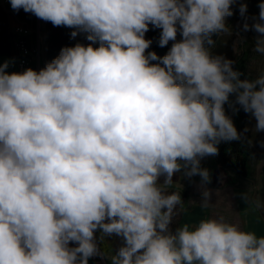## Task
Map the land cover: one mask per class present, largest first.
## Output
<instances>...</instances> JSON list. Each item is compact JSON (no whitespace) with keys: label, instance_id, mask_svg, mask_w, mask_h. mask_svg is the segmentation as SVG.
Listing matches in <instances>:
<instances>
[{"label":"clouds","instance_id":"9594fccd","mask_svg":"<svg viewBox=\"0 0 264 264\" xmlns=\"http://www.w3.org/2000/svg\"><path fill=\"white\" fill-rule=\"evenodd\" d=\"M9 3L89 43L39 70L0 63V264H264V236L222 215L173 228L184 199L170 191L178 174L199 177L208 207L217 189L201 160L221 143H252L226 104L264 132V73L242 79L213 54L238 5L235 34L257 33L264 55V2L258 16L243 0ZM150 26L159 47L172 42L163 56L147 51ZM112 237L120 244L107 255L99 244Z\"/></svg>","mask_w":264,"mask_h":264},{"label":"rangeland","instance_id":"374dc122","mask_svg":"<svg viewBox=\"0 0 264 264\" xmlns=\"http://www.w3.org/2000/svg\"><path fill=\"white\" fill-rule=\"evenodd\" d=\"M243 2L248 5V16H258L259 13V3L264 2V0H243ZM228 23L233 28V35H220L219 37V46L214 50V55H224L226 58L233 60L235 63L233 67H239V71L243 74V78L255 79L261 73H264V55L260 53H256L253 51L255 42L254 37L257 35L254 31L241 32V36H237L235 33L240 31L242 27L243 20L239 15L238 5L234 7V15L228 18ZM251 23V20L249 21ZM245 38H243V37ZM254 118H250L248 122V127L251 133V141L252 146L255 150V157L251 162L250 166V177L253 181H246V184L249 188L252 189L253 198H255L257 204L261 196H264V174H262L261 170H264V146L261 145V142H264V132L256 133L254 130L255 127ZM201 167L208 168L212 174L213 170L216 168L214 162L210 160H204L201 163ZM227 172L222 170L220 171V180L223 178V183L219 187L220 189H215L216 192L212 197V213L213 216H217L218 208H222L218 213H225V218L227 217L229 222L234 218V214L232 211V205L230 204L228 198V191L232 187L226 184L227 181ZM255 177V178H252ZM188 179H182L178 182V189L180 192H186L189 187V183L191 181H187ZM239 183H243L242 180H239L237 185L240 186ZM236 185V186H237ZM211 187L210 185H208ZM218 192V193H217ZM223 201V204H222ZM222 204V206H219ZM218 206V207H217ZM260 206V204L258 205ZM226 218V220H227ZM112 241L114 237L110 238ZM115 242H111V246L116 249ZM111 247V249H113ZM108 260L101 258L100 256H96L94 264H106Z\"/></svg>","mask_w":264,"mask_h":264},{"label":"trees","instance_id":"16d2710c","mask_svg":"<svg viewBox=\"0 0 264 264\" xmlns=\"http://www.w3.org/2000/svg\"><path fill=\"white\" fill-rule=\"evenodd\" d=\"M12 10L16 19L32 24L34 20V15L31 13H25L23 9L19 12L14 11L10 3L7 6ZM9 18L0 6V56H12L10 52V33H9ZM43 31L45 34V64L50 62L52 59L57 57L60 50L65 46H74L76 43H89L85 39L84 34H78L75 38H72L70 33L73 29L67 27H54L50 22L43 21ZM159 29H151L146 33V39H151L153 41L152 45L147 51H155L158 56H163L167 53L168 49L171 47L169 45L161 48L158 46ZM217 40L218 37H213ZM179 39V37H178ZM155 63V62H153ZM234 99V97H230ZM226 114L232 117L233 122L238 130L246 138L251 140L250 130L245 133L244 129L248 127V122L250 120L251 114L245 113L242 109L235 115H233L228 105H225ZM255 157V150L252 143L249 144L247 140L244 141H233L231 143H221L219 145V154L216 156H207L201 160H206L208 158H215V162L219 165L221 171H228L231 175L227 176L226 184L233 185L237 179L250 180V166L251 162ZM177 181V177H174V181ZM210 185V184H209ZM171 191V190H170ZM182 198L186 197V192H181ZM260 212V211H259ZM261 217L264 218V213L260 212ZM179 216H177L173 222L172 227H177ZM99 237V232L96 233ZM75 246V245H70ZM101 251L107 254L108 247L105 242L99 244ZM95 259H90L89 264H93Z\"/></svg>","mask_w":264,"mask_h":264},{"label":"crops","instance_id":"0c3cea01","mask_svg":"<svg viewBox=\"0 0 264 264\" xmlns=\"http://www.w3.org/2000/svg\"><path fill=\"white\" fill-rule=\"evenodd\" d=\"M219 37L216 40V47L213 49V54H214V50L217 49V47L219 46ZM41 58L42 59H41L40 69L46 65L45 64V59H46L45 58V42L42 45ZM4 61L12 62L10 63L9 68L7 69L9 72L17 71L16 59L14 57L0 56V63H3ZM234 69L239 71V67L237 66L236 68L234 67ZM208 160H210L211 162L213 161L216 168L219 167V165H217V163L215 162V158H208ZM203 161L201 163H203ZM261 171H262V174H264V170H261ZM226 172L228 173L227 176L231 175L230 172L228 171ZM252 178H255V177H252ZM180 180L181 178L179 177V174H178L177 181L174 182V184L170 188L171 191L180 192V190L178 189L179 187L178 182ZM239 180H242L243 182V183H239L240 186L237 185ZM246 181H253V179H250V180L237 179L233 185H230L232 187L228 191V198H229L230 204L232 205V211L234 214V218H232L231 222L238 223L242 228H244L247 231L255 232L258 237L264 236V218H262L260 214V212L264 213V196H261L259 203L257 204L255 198H253L252 189L249 188L246 184H244L246 183ZM198 183H199V177H194L191 181V184L189 183L188 190L186 191V197L183 198L184 199L183 208L179 212V215H178L179 219H178L177 227L184 223H187L189 225H194V224H197L202 219L213 216L212 209H211L212 203H210L208 207L201 206L200 193L197 188ZM262 186H264V183H262ZM209 188L213 190L220 189V188H213V187H209ZM242 196H246V198L242 199ZM222 204H223V201H222ZM222 204H220L219 206H222ZM259 204L260 206H258ZM221 209L222 208L220 207L218 208V210H216L217 216L222 215L225 217V213L223 212L218 213L219 211H221ZM113 241L116 243L115 247L117 248L120 244L119 238L114 237ZM113 241L110 238L104 241L108 247L107 255L114 254L115 250L111 246V242ZM111 247L113 249H111ZM95 258L96 257H93L92 259H95ZM106 264H109V261H107Z\"/></svg>","mask_w":264,"mask_h":264},{"label":"built area","instance_id":"2783aa9c","mask_svg":"<svg viewBox=\"0 0 264 264\" xmlns=\"http://www.w3.org/2000/svg\"><path fill=\"white\" fill-rule=\"evenodd\" d=\"M8 4L9 0H0V6L9 18L10 52L16 59V69L23 71L31 67L39 70L41 49L45 39L43 20L34 16L32 24L20 21L7 7Z\"/></svg>","mask_w":264,"mask_h":264},{"label":"water","instance_id":"95a60500","mask_svg":"<svg viewBox=\"0 0 264 264\" xmlns=\"http://www.w3.org/2000/svg\"><path fill=\"white\" fill-rule=\"evenodd\" d=\"M220 171H221L220 167H217L212 172V182L210 186L213 188L219 187L221 185Z\"/></svg>","mask_w":264,"mask_h":264}]
</instances>
